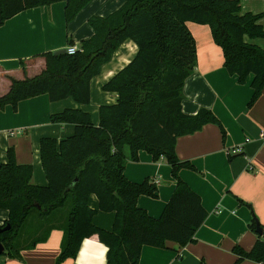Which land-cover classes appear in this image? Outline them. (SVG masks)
Returning <instances> with one entry per match:
<instances>
[{
    "label": "trees",
    "instance_id": "obj_1",
    "mask_svg": "<svg viewBox=\"0 0 264 264\" xmlns=\"http://www.w3.org/2000/svg\"><path fill=\"white\" fill-rule=\"evenodd\" d=\"M93 0H0V28L16 15L35 8L65 3L71 23ZM261 16L243 14L239 0H127L108 17H92L91 39L81 43L74 55L48 53L46 69L34 78L12 80L10 91L0 97V110L38 96L51 102L74 99L91 104V83L104 65L126 42L138 46L136 57L109 82L103 91L118 94V101L99 109V124L89 113L68 109L51 117L53 124L72 125L67 139L41 140L40 152L47 186L32 183L33 166L19 165L13 149L0 165V210L9 212L0 227L3 257L21 259L24 250L45 242L55 229L64 232L56 264L76 259L82 243L97 236L107 247V264H140L143 247L166 248L168 242L185 247L195 241L208 213L200 196L180 178L190 162L179 160L176 147L181 137L193 135L213 124L225 130L218 118L202 109L197 115L183 112L184 86L197 62L196 40L189 24L207 26L222 49L224 67L244 85L253 76L252 107L264 91V50L246 38H264ZM70 44L73 45L72 41ZM146 152L155 161L167 160L175 191L159 219L138 206L142 196L156 198L158 187L146 180L131 182L127 164L138 162ZM92 196L100 210L115 213L111 232L93 224ZM257 219L249 229L257 235L249 251L237 246V263L264 264L263 234ZM7 225L8 231H1ZM0 256V257H2Z\"/></svg>",
    "mask_w": 264,
    "mask_h": 264
},
{
    "label": "crops",
    "instance_id": "obj_2",
    "mask_svg": "<svg viewBox=\"0 0 264 264\" xmlns=\"http://www.w3.org/2000/svg\"><path fill=\"white\" fill-rule=\"evenodd\" d=\"M126 1L93 0L71 23L66 22L65 3L30 9L8 20L0 28V97L10 91L12 80L40 75L46 69L45 54H56L69 46L81 49V43L94 35L90 19L108 17ZM239 1L243 14L261 16L259 23L264 29V0ZM189 29L196 40L197 62L184 86L183 112L194 116L202 109L210 110L225 130L223 136L220 127L209 124L177 141L179 160L194 166L193 170H182L180 178L200 196L208 217L193 243L185 247L172 242L166 248L145 246L140 264H257L248 260L237 263L233 250L239 246L249 252L254 247L257 235L249 229L254 217L264 226V91L249 107L253 76L246 84H240L238 77L225 69L223 51L214 44L211 29L193 23ZM246 41L264 50V38ZM137 53L138 46L132 41L118 49L92 81L90 105H79L74 99L51 102L48 95H42L21 102L16 110L11 106L0 110V165L7 163L8 151L13 149L19 165L33 166L32 183L47 186L41 140L61 142L75 132L72 125L53 124L51 117L78 109L89 113L98 125L100 107L118 101V94L104 92L103 86ZM233 149L239 153L232 155ZM125 176L134 183L150 180L156 184L157 197L142 196L138 206L159 219L176 188L167 160L155 161L141 152L138 162L127 164ZM89 206L96 213L93 224L111 232L116 214L102 212L96 196L90 198ZM8 219L9 212L0 210V227ZM63 238L64 232L55 229L45 242L22 251L21 259L2 256L0 264H56ZM107 252V247L94 236L82 243L76 259L63 264H107Z\"/></svg>",
    "mask_w": 264,
    "mask_h": 264
},
{
    "label": "water",
    "instance_id": "obj_3",
    "mask_svg": "<svg viewBox=\"0 0 264 264\" xmlns=\"http://www.w3.org/2000/svg\"><path fill=\"white\" fill-rule=\"evenodd\" d=\"M67 50H62L56 53V55H62V54H66ZM257 219V218H256ZM258 224H257V233L262 235L263 234V229L260 226L259 221L257 220ZM10 229V226L7 225L5 228H3L1 231H8ZM5 253V247L3 246V244H0V256H2Z\"/></svg>",
    "mask_w": 264,
    "mask_h": 264
},
{
    "label": "built area",
    "instance_id": "obj_4",
    "mask_svg": "<svg viewBox=\"0 0 264 264\" xmlns=\"http://www.w3.org/2000/svg\"><path fill=\"white\" fill-rule=\"evenodd\" d=\"M79 50H80V49H79L78 47H76V46H69V47L67 48V53H68L69 55H74V54L78 53ZM263 137H264V133H263ZM230 153H231L232 155H236V154L239 153V150H238V149H233V150H231Z\"/></svg>",
    "mask_w": 264,
    "mask_h": 264
}]
</instances>
